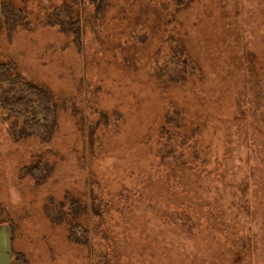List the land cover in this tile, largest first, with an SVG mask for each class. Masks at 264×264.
<instances>
[{
	"label": "rangeland",
	"instance_id": "374dc122",
	"mask_svg": "<svg viewBox=\"0 0 264 264\" xmlns=\"http://www.w3.org/2000/svg\"><path fill=\"white\" fill-rule=\"evenodd\" d=\"M0 1V264H264V0Z\"/></svg>",
	"mask_w": 264,
	"mask_h": 264
},
{
	"label": "trees",
	"instance_id": "16d2710c",
	"mask_svg": "<svg viewBox=\"0 0 264 264\" xmlns=\"http://www.w3.org/2000/svg\"><path fill=\"white\" fill-rule=\"evenodd\" d=\"M101 9L99 7L98 11ZM21 12V10H16L11 3L0 1V17L5 16L9 20L14 17V19L20 20L23 19ZM0 107L7 110L6 117L10 113H18L24 117L25 121L20 130L26 135L32 133L47 135L51 131L55 116V104L50 95L40 87L31 84L21 85L18 76L15 75L14 68L8 62H0ZM99 115L104 119L109 118L106 111L100 110ZM39 169L40 166H35V170L38 171ZM80 207L82 211L90 210L88 215L91 219L99 217L100 212H102L101 209H105V207H100L94 203L89 204V202L83 206L80 205ZM72 229V235L78 240V231L75 228ZM82 230L86 236L83 240L89 242L91 239L89 231L87 229ZM91 246L96 247L94 242H91ZM94 247L93 253L97 255ZM11 254L13 253L11 252ZM94 263L96 264L95 261Z\"/></svg>",
	"mask_w": 264,
	"mask_h": 264
}]
</instances>
